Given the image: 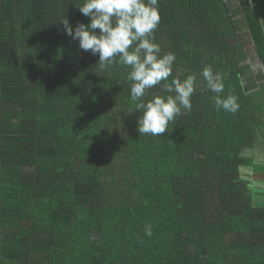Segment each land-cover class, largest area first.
<instances>
[{
	"label": "trees",
	"instance_id": "16d2710c",
	"mask_svg": "<svg viewBox=\"0 0 264 264\" xmlns=\"http://www.w3.org/2000/svg\"><path fill=\"white\" fill-rule=\"evenodd\" d=\"M82 2L0 0V264H264V186L243 176L264 174V0H159L155 42L198 84L160 136L59 23L88 24Z\"/></svg>",
	"mask_w": 264,
	"mask_h": 264
},
{
	"label": "clouds",
	"instance_id": "9594fccd",
	"mask_svg": "<svg viewBox=\"0 0 264 264\" xmlns=\"http://www.w3.org/2000/svg\"><path fill=\"white\" fill-rule=\"evenodd\" d=\"M76 7L89 18L88 24L73 27L67 18L59 23L66 35L78 41L79 50L98 56L97 75L102 76L116 66L125 70L134 110L141 112L136 129L140 136H160L170 122L191 112L197 77L173 76L175 53L161 54V47L155 42V31L161 21L159 0H83ZM200 76L206 89L215 93L212 99L216 111L235 114L239 110L237 96L230 92L222 95L225 92L223 73L206 65ZM157 86L167 95H154L145 101L149 91ZM144 232L151 237V225Z\"/></svg>",
	"mask_w": 264,
	"mask_h": 264
},
{
	"label": "rangeland",
	"instance_id": "374dc122",
	"mask_svg": "<svg viewBox=\"0 0 264 264\" xmlns=\"http://www.w3.org/2000/svg\"><path fill=\"white\" fill-rule=\"evenodd\" d=\"M258 70V69H257ZM248 175L250 179L254 182V186L262 187L264 186V174L257 175L255 172L244 171L243 176ZM254 203L258 207H264V194L262 190L256 189L253 192Z\"/></svg>",
	"mask_w": 264,
	"mask_h": 264
}]
</instances>
